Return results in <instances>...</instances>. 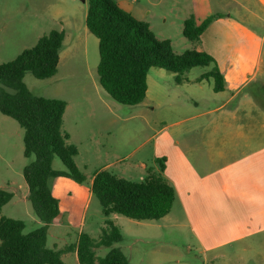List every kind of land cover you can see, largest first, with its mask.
Here are the masks:
<instances>
[{
    "label": "rangeland",
    "instance_id": "1",
    "mask_svg": "<svg viewBox=\"0 0 264 264\" xmlns=\"http://www.w3.org/2000/svg\"><path fill=\"white\" fill-rule=\"evenodd\" d=\"M224 2L231 18H239L237 5L232 0ZM157 3L136 0L143 14L150 12L144 17L150 21L155 39L171 40L172 52L181 55L190 49V43L178 30L176 16L187 3L163 0L154 6ZM86 7L83 0H0V64L31 48L51 30L59 31L67 24L65 17L85 29ZM258 31L264 33V27ZM87 34L84 41L81 36L75 42H70L68 35L53 77L39 80L27 72L24 84L36 96L63 100L70 106L62 127L79 151L74 160L87 178L83 185L104 168L118 178L138 183L149 168L159 172L158 160L164 158L162 176L174 188L175 200L164 218L138 221L115 213L104 216L92 197L81 224L77 223L78 213L71 227L65 219L53 220L47 247L73 245L80 232L98 240L108 221L121 234V241L112 247L118 248L129 264H225L226 260L214 254L231 258L229 264H243V260L264 264L260 263L264 233L257 221L251 222L250 234L243 233L244 224L250 223L247 217L259 206L255 199L246 203L245 196L264 189V70L243 90L255 106L247 104L238 114L230 109L241 99L239 94L234 105L216 110L227 94L214 93L211 78L198 81L211 66L185 71L178 83L175 74L151 68L147 99L138 105H122L98 83L97 39ZM89 101L95 106H89ZM249 132L251 137L244 138ZM31 159L23 156V129L0 113V189L14 195L0 216L22 221L23 233L42 224L27 199L22 177V169ZM52 167L64 169L58 158ZM108 249H95V254L102 257ZM61 259L65 264H78L75 252L63 254Z\"/></svg>",
    "mask_w": 264,
    "mask_h": 264
},
{
    "label": "trees",
    "instance_id": "2",
    "mask_svg": "<svg viewBox=\"0 0 264 264\" xmlns=\"http://www.w3.org/2000/svg\"><path fill=\"white\" fill-rule=\"evenodd\" d=\"M85 26L97 39L98 83L106 94L122 105L142 103L147 92V75L151 68H160L179 76L194 67L211 66L198 81L211 78L213 92L224 90V78L215 60L205 52L186 50L181 55L172 52L169 40H156L149 25L120 9L113 0H86ZM218 15L207 17L200 24L192 15L183 21L182 36L190 43L200 36ZM64 33L51 30L34 46L23 50L14 59L0 64V113L17 122L23 129V156L31 159L23 167L22 177L27 187V199L41 226L23 233L20 220L0 216V264H65L61 256L75 252L78 264H129L114 243L121 241L120 230L111 222L101 231L98 240L80 232L73 245L49 248L48 228L60 214L58 200L52 195L51 181L66 177L85 184L86 176L74 162L78 151L68 142L63 131L66 102L32 94L23 82L25 73L39 80L57 73L59 53ZM58 158L64 170L52 167ZM164 158L158 160L159 172L148 169L141 182H131L101 170L93 175L92 197L98 200L104 216L112 213L138 221L160 220L167 216L175 200L173 187L163 178ZM13 194L0 189V213ZM109 248L102 257L95 249Z\"/></svg>",
    "mask_w": 264,
    "mask_h": 264
},
{
    "label": "crops",
    "instance_id": "3",
    "mask_svg": "<svg viewBox=\"0 0 264 264\" xmlns=\"http://www.w3.org/2000/svg\"><path fill=\"white\" fill-rule=\"evenodd\" d=\"M113 1L120 9L129 13L135 19L147 23L149 25V28H151L150 21L144 17V15L148 16L150 12H144L143 14V8L139 5H136V0ZM162 1L163 0H158V3L154 4V6L160 4ZM183 1H186L187 6L186 8H183L181 6V8H179L178 10V15L176 16L178 30L181 29V33L183 21L190 15L194 17L197 24H200L211 15H218V17H216L202 33L198 43L192 44L189 42L190 49H194L198 52H205L213 57L219 73L224 78V90L216 94H227V98L221 103V105L218 106L216 110H221L228 105L232 106L235 104L234 108H231L230 110L232 113L238 114L244 111V109L246 108L245 105L247 104L249 105L248 107L255 106L254 101H252V99L248 95L244 94L243 90L250 82H252L256 78L258 74H262L264 70V33L261 34V32L258 31L259 28L264 27V0H232V2L237 5V13L239 18H231V14L228 13V10H226L227 3H225L224 1L228 0ZM83 3L86 4V0H83ZM65 10L70 9L65 8ZM86 11L84 15V21L86 17ZM63 20H65L68 24H66L67 26L65 25L61 27V29L59 30L64 33L63 42L68 40V35L70 36V42H75L81 36H84L83 41L84 38L88 37V32H86L88 30L86 28V30L83 29L81 24H76L77 27H75L74 24L66 19V17L63 18ZM238 94L240 95L241 99H239L237 103L232 104L233 101H236L235 98L238 96ZM145 99H147V92ZM87 103H90L89 106L94 105V102L92 101H89ZM69 109L70 106L66 103V109L63 115L64 119L66 113L69 112ZM261 113L262 111L260 112V118L262 116ZM248 115L250 116V114ZM247 127L248 125H245L244 129L246 130ZM261 128L262 123L260 124V130ZM63 131L68 135V142L76 146V144L72 142L70 134L65 130ZM250 137V132L248 134H244V138L248 139ZM78 154L79 151L77 155ZM75 164L80 171L83 170L77 165L76 162ZM62 170L64 169H57V171ZM92 178L93 176L90 178V181L86 185L77 184L66 177H57L54 179L53 183L50 184V187L52 195L58 200V207L60 211V214L55 220L58 219L60 221H63L65 219L68 223V226L71 227L73 225L71 220L72 218H75L76 214L78 213L76 219H78L77 221L79 222L77 223L81 224L82 214L89 201L92 199V195L90 192ZM252 199H255L258 202L259 206L255 208L256 211L254 212V214L250 212L249 216L247 217L250 223L249 225L244 224L246 229L245 231H243V233H251L252 228L250 225L252 221H257V226L261 230L260 232L264 233V189L261 188L258 194H256L255 196H245L246 203H249L250 201H252ZM51 225L53 226V223H51L49 227H51ZM243 252L247 253V249L243 248ZM214 255L215 258L222 257L223 262L226 260L225 264H229L231 262V258L225 257L222 254ZM248 262L249 260H243V264H247ZM263 262L264 256H262V259L260 260V263Z\"/></svg>",
    "mask_w": 264,
    "mask_h": 264
}]
</instances>
